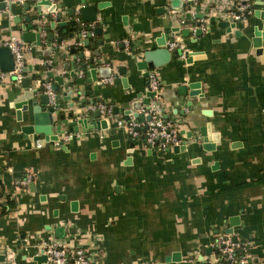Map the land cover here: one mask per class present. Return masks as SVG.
<instances>
[{
  "label": "crops",
  "instance_id": "1",
  "mask_svg": "<svg viewBox=\"0 0 264 264\" xmlns=\"http://www.w3.org/2000/svg\"><path fill=\"white\" fill-rule=\"evenodd\" d=\"M24 2L0 0L4 3L0 44L11 36L23 43L27 14L33 23L40 22L34 11L23 10ZM60 2L59 22H66L61 31L48 27L41 31L40 45L23 43L27 46L25 66L32 67L24 78L36 89L39 78L47 79L46 73L52 71L67 83L71 68L65 69L64 64L73 56L70 49L76 48L77 53L79 45L77 30L69 20L77 21V29L90 27L93 32L101 28L89 40L103 41L96 48L101 64L110 68L112 81L97 74L102 85L92 83L93 94L81 95L80 101L93 98L96 103H109L118 114L108 129L84 131L78 125L77 137L56 145L42 134H22L20 127L29 123L28 115L23 112L22 121H17L10 103L24 89L10 76L0 81V264H10V259L13 264H48L34 258L37 244L49 240H60L70 250L86 249L93 264H205L204 258L214 260L216 255L211 248L214 236L226 233L231 219L236 223L232 235L249 242L243 263L236 264H264V41L257 53L249 30L261 28L264 21L254 19L250 28L246 22L256 0L251 1L246 20L236 21L230 32L214 23L199 36L194 33V6L200 2L204 9L214 4L210 15L227 9V17L233 12L234 0H198L190 9L178 10L171 8V0ZM98 3L104 7L97 9L95 22L82 24L79 14H67L71 7ZM189 11L191 20L186 19ZM26 26L33 31V25ZM183 30L190 31L189 35L184 36ZM161 35L166 45L177 40L183 49L175 48L167 63L149 70L159 81V93L150 103H156L163 118L174 124L179 144L186 142L178 152L172 147L163 151L145 148L142 139L128 138L115 124L124 119L125 111L133 112L134 101L146 97L148 77L145 70L136 68L131 56L140 59L145 50L156 48ZM182 50L202 57L186 62V57H180ZM82 52L88 57L92 49L87 46ZM190 82L200 83L202 96H180L179 86ZM63 91L58 86L56 93ZM70 110L74 113L78 108L67 106L60 113ZM82 116L58 119L52 129L55 132V125H61L67 131V122ZM88 118L94 119L92 114ZM200 125H208L211 135L217 133L213 150L180 134L197 132ZM36 138L43 139L41 147L35 146ZM26 174L32 176L33 186L31 182L17 186L15 181ZM59 226L64 227L63 238L56 237ZM173 254L179 259L165 261Z\"/></svg>",
  "mask_w": 264,
  "mask_h": 264
},
{
  "label": "water",
  "instance_id": "2",
  "mask_svg": "<svg viewBox=\"0 0 264 264\" xmlns=\"http://www.w3.org/2000/svg\"><path fill=\"white\" fill-rule=\"evenodd\" d=\"M83 1V0H81ZM104 3H98L96 5L91 6H81L78 9L71 7L67 14L72 17L75 14H79L80 21L82 24H86L88 22L96 21V11L97 9H101L104 7ZM214 4L208 5L204 9H202V5L200 2L194 6L196 14L194 15L195 21V35L199 36L202 34L203 29H209L210 24L217 23L219 28L225 29L226 32H230L231 29H234L236 26V21L233 20L231 16L225 17V14L228 15L229 11L227 9H223L218 11L217 15H210V10L214 7ZM23 10L26 12L34 11L37 19H40V22L33 23L32 15L29 13L23 19L25 25L22 27L21 39L23 43H31L35 42L36 45L41 44V31L43 29L48 30V27L56 28L65 26L66 22H59L62 18L61 12V2L60 0H26L22 5ZM190 9L193 7V0H187L183 3L182 0H171V8L173 10H178L180 8ZM4 9V3H0V10ZM234 7L232 8V10ZM203 10V11H202ZM186 19L191 20L190 11L186 13ZM254 19H260L264 21V7H262V0H256L252 9V16L246 21L249 25V28L254 24ZM246 20V19H245ZM243 19V21H245ZM14 21H20V17H14ZM241 21V20H237ZM57 22V23H56ZM76 20L70 19L69 24L75 29ZM27 25H33V31L27 29ZM175 23L174 26H176ZM87 35L85 38L81 37L80 31L81 26L77 29L76 37L78 39L79 45L77 46L78 52L76 53V48H71L70 52L73 54L69 63L64 64V68L68 69L70 65V71L67 75V83H64V76L53 75L52 71H48L46 73L47 79L39 78L37 83L38 88L31 89L29 79L24 78L21 82V87L24 89L22 93H20L11 103L10 107L15 109L16 119L17 121H22L23 116L22 113H27V119L29 121L28 124H23L20 127V130L24 136H28L30 134H42L46 141H58L59 135L68 133H77L78 125L83 127L84 131L88 130H104L108 129V123L106 119L101 118L100 111L98 109L89 110L87 109L83 113V109L86 108V105H95L96 101L93 98H90L88 101H80L81 95L89 97L93 94V90L91 89V84L102 85V81L98 79L99 77L108 78L110 77V68L104 66L99 61L100 51L96 48V46H101L103 44L102 40H97L95 42H90V32L91 28L87 27ZM177 28H173L172 31L177 30ZM252 33L251 42L254 48H256L257 53H261L262 41H264V23L261 28L258 26H252L249 29ZM101 28H94L93 32L95 34H99ZM184 36H188L190 31L183 30ZM236 33V31H235ZM238 34V33H237ZM70 35V34H69ZM48 39L52 38V33H48L46 35ZM169 41H172L169 40ZM58 43L61 42V39L57 40ZM157 47L154 49L145 50L142 53V57L140 59H136L135 55H132V59L134 60L135 66L138 70H145L144 76L148 77L149 70L154 67H159L164 65L170 60L171 52L173 50H169L166 45V40L164 36H160V38L156 39ZM90 46L92 49L91 55L86 57L83 55L82 49L84 47ZM178 53L177 55H179ZM201 54H193L186 53V62H190L192 59L201 58ZM77 64V66H76ZM47 63L44 64V66ZM14 68V57L11 53L9 47L1 45L0 46V70L7 72ZM32 69L31 66H25L23 68V73H28ZM35 70L38 67H34ZM98 74V75H97ZM34 77L38 75H33ZM50 79H54L56 84H50ZM123 82L125 79L122 80ZM50 84L51 91L54 93L53 101H51L50 96L45 92V84ZM58 86H62L65 91L62 93H56L58 91ZM80 87H83V90H80ZM200 83L199 82H190L183 85H180L178 88V92L180 96L186 97L187 95L190 97L193 96H202L200 93ZM154 91H150L147 88V92L145 94V98L140 101H134L131 105V110H127L124 112V119H128L129 115L132 114L134 118L137 120H149L150 116H146L145 118L138 113V111L142 108V106H146L150 103V99L155 95ZM141 96V94L139 95ZM62 99L65 102L60 103L59 100ZM73 105L77 106L78 111H68L67 113L61 112L60 110L69 107L72 108ZM188 106H191V103H187ZM73 114L80 115L82 117H78L72 119L67 122L68 129L67 131H63L61 125H55V132L52 129V126L56 124L57 120L64 121L67 117L70 118ZM92 114L93 120L88 118V115ZM112 114H118V109L114 107L112 109ZM56 116V119L53 117ZM182 119L178 121V123L182 124ZM191 123V121H190ZM193 124V122H192ZM196 125V123H195ZM109 132L111 134L114 133L113 129H110ZM180 134H185L187 138H192L193 143H199L201 147L205 150H213L215 148V142L218 141L217 133L211 135L209 131L208 125H200L198 127L197 132L193 131H181ZM180 138V135H179ZM211 140V141H210ZM60 144L63 145L62 141ZM186 147V142L182 141L181 144L175 145L172 149L175 152L178 150H184ZM150 151V150H149ZM162 154V153H160ZM33 186V182L29 184ZM75 202L71 203V209L75 210ZM235 219L230 220V227L226 230V233L232 234L233 226L236 224ZM56 237L63 238L64 236V227H57L55 229ZM172 258L173 261L179 259V255L173 254L171 257H167L165 261L170 260ZM35 261L38 263H46L45 255H38L35 258Z\"/></svg>",
  "mask_w": 264,
  "mask_h": 264
},
{
  "label": "built area",
  "instance_id": "3",
  "mask_svg": "<svg viewBox=\"0 0 264 264\" xmlns=\"http://www.w3.org/2000/svg\"><path fill=\"white\" fill-rule=\"evenodd\" d=\"M18 2H24L26 0H17ZM195 3L198 0H193ZM252 0H234V9L231 13L233 20H243L251 12L250 3ZM86 27L81 26V37L85 38L87 35ZM93 32H90L92 35ZM124 44L129 46V40L124 39ZM10 48L11 53L14 57V68L10 71L4 72L0 70V81L10 76L14 82L18 85L21 84L24 73L23 68L25 67L24 52L27 50V46L21 43L16 36H11L0 44ZM166 47L169 50L175 48L183 49L182 43L177 40L168 41ZM180 57H186V52L182 50ZM105 81H112L111 77L105 79ZM148 89L154 91L156 94L159 93V81L154 71H150L148 74ZM45 92L50 96L53 101L54 93L51 91L50 84H45ZM89 110L98 109L101 114V118L106 119L107 123L113 117L112 105L105 102H98L95 105H90ZM144 118L150 116L149 120H137L133 116H129L128 119L116 120L117 127L123 128L128 138L136 139L140 138L143 140L145 148L151 149L157 147L160 150H166L180 143L178 131L173 123L163 118L161 109L156 103H149L138 111ZM74 136H78V133H65L59 138L58 141H54L56 145L72 139ZM43 143L42 138H36L35 146L41 147ZM32 181V176L26 174L23 178L15 181V184L20 187H26ZM249 242L239 237H234L229 233H217L214 236L211 248L216 253L214 260H208L204 258L205 264H236L243 263L244 252ZM37 255H45L46 263L48 264H93L91 256L84 248H76L70 250L65 243L60 240H49L41 241L37 244L36 249ZM10 258L12 256L10 255ZM10 264H13V260H9Z\"/></svg>",
  "mask_w": 264,
  "mask_h": 264
},
{
  "label": "trees",
  "instance_id": "4",
  "mask_svg": "<svg viewBox=\"0 0 264 264\" xmlns=\"http://www.w3.org/2000/svg\"><path fill=\"white\" fill-rule=\"evenodd\" d=\"M199 1H201V0H199ZM61 28L62 27H57V29H59L60 31H61ZM79 29V28H78ZM75 30H77V25H76V27H75Z\"/></svg>",
  "mask_w": 264,
  "mask_h": 264
}]
</instances>
